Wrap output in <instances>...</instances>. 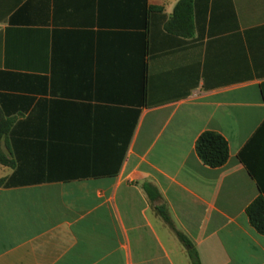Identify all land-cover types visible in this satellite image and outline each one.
<instances>
[{"label":"crops","instance_id":"obj_1","mask_svg":"<svg viewBox=\"0 0 264 264\" xmlns=\"http://www.w3.org/2000/svg\"><path fill=\"white\" fill-rule=\"evenodd\" d=\"M180 1L0 0V264H264V0Z\"/></svg>","mask_w":264,"mask_h":264},{"label":"trees","instance_id":"obj_2","mask_svg":"<svg viewBox=\"0 0 264 264\" xmlns=\"http://www.w3.org/2000/svg\"><path fill=\"white\" fill-rule=\"evenodd\" d=\"M192 3L193 0H181L176 6L174 18L171 24L183 29L184 25L186 26V23L190 22L192 15ZM262 130H264V124L259 129V131ZM7 133V121L0 118V165L11 166V168H15V162L12 160L10 161L1 150L2 140L7 136ZM196 150L199 158L210 168H220L224 166L229 160V144L223 136L215 132L203 133L197 141ZM245 151H242L239 155V158L242 161H244ZM10 185H14L13 178H11V183L8 179L0 180V188L9 187ZM145 190L152 200H156L159 197L158 192L150 186H145ZM158 211L163 219L171 225V220L166 210L163 208H158ZM246 213L251 225L257 230L258 233L264 235V198H258L247 208ZM177 234L183 244L190 249L189 255L192 264H201L199 256L194 250L190 241L183 234L178 232Z\"/></svg>","mask_w":264,"mask_h":264}]
</instances>
